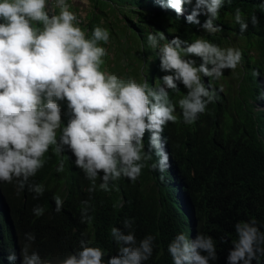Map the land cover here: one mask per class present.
<instances>
[{
  "label": "clouds",
  "instance_id": "obj_1",
  "mask_svg": "<svg viewBox=\"0 0 264 264\" xmlns=\"http://www.w3.org/2000/svg\"><path fill=\"white\" fill-rule=\"evenodd\" d=\"M158 2L177 17L184 16L185 4H192V0ZM224 3L196 0L186 23L201 26L208 34L221 31L215 22ZM260 7L264 9V3ZM69 8L68 0H52L50 7L48 0H0V182H15L18 192L27 188L33 199L43 196L45 186L31 178L44 167L50 148L57 156L71 151L75 165L90 182L89 193L97 190V179L99 190L119 191L117 181L127 178L135 182L146 167L161 173L163 181L170 158L162 133L169 122L177 121L169 90L179 91L180 84L187 89L177 103L183 122L193 124L207 105L219 98L211 81L219 80L224 70L237 68L241 50L222 48L204 38L188 43L174 37L161 44L164 33L150 32L147 43L158 49L160 70L172 73L160 79L162 86L150 88L146 81L102 71V58L108 53L100 45L109 43V31L96 26L86 38ZM53 9H59V14ZM201 15L206 17L203 25L198 19ZM234 20L241 34L247 31L249 25L240 8L235 9ZM251 23H259L257 16H251ZM191 57L202 63L196 66ZM201 75L209 78L207 86ZM252 75L259 77L260 72L253 70ZM258 98L264 100V87ZM61 101H67L70 113L66 125L62 123ZM146 132L150 134L147 151ZM56 171H64L62 159ZM14 196L0 190L1 202ZM90 200L81 201L80 209L81 223L89 226L93 222ZM53 201L59 213L64 200L56 194ZM4 208L9 215L8 204ZM23 208L26 211L25 202ZM28 211L24 216L27 223L17 218L18 226L5 233L0 226V264H105L103 250L89 246L87 233L81 234L80 250L67 256L39 228L45 209L36 205ZM235 232L237 239L228 252L227 264H253L254 260L259 264L264 256V232L256 221L237 222ZM110 235L118 251L109 256L107 264H144L153 255L156 237L147 235L138 242L133 220L125 218L123 230L113 227ZM168 252L173 264H210L217 259L213 238L203 234L193 239L183 233L176 235Z\"/></svg>",
  "mask_w": 264,
  "mask_h": 264
},
{
  "label": "trees",
  "instance_id": "obj_2",
  "mask_svg": "<svg viewBox=\"0 0 264 264\" xmlns=\"http://www.w3.org/2000/svg\"><path fill=\"white\" fill-rule=\"evenodd\" d=\"M127 1L136 9L120 15L114 4ZM127 1L95 0L105 6L113 5L119 22L140 39L141 46L136 52L140 71H133L137 82L146 81L150 88H156L162 86L160 79L164 75L172 74L160 70L158 49L150 48L147 43L150 32L164 33L165 40L161 44L174 37L188 43L204 38L222 48L236 37L244 41L240 47L241 63L234 71L224 70L219 80L211 81L219 98L208 104L206 111L191 125L183 122L177 103L187 89L180 84L179 91L169 90V97L176 104L177 121L169 122L162 133L170 158L163 181L161 173L146 167L135 182L127 178L117 181L119 191L99 190L100 180L97 179V190L89 193L90 182L75 165L76 158L71 151L57 156L50 148L44 157V167L31 178V182L45 186L43 196L33 199L34 194L27 188L18 192L15 182H0L1 191L15 193L11 201L0 200V226L5 233L10 227L18 226L17 218L27 223L24 216L30 214L28 207L33 210L40 205L45 211L43 225L37 226L57 248L69 256L80 250L81 234L87 233L89 246L101 248L107 264L109 256L118 251L110 235L111 228L123 230V221L127 218L133 220L138 242L147 235L156 237L153 255L144 264H173L168 245L180 233L189 239L197 234L211 236L217 259L210 264H227L228 252L237 239V222L255 220L256 226L264 232V100L258 98L264 87V9L260 7L264 0H231V3L225 0L215 22L222 30L215 34L186 23L185 17L194 7L190 4L184 5V16L177 17L174 11L161 8L158 0ZM236 8L241 9L249 25L243 34L234 20ZM252 15L258 18L256 26L251 23ZM90 19L86 38L91 37L99 23L96 13ZM198 19L203 25L206 17L201 15ZM191 59L196 61V66L202 63L198 57ZM253 70H258L260 76L254 77ZM201 79L207 86L209 78L201 75ZM220 80L227 90L222 88ZM149 135L146 132L144 137L146 151ZM61 159L64 171L57 172ZM151 163L149 161V165ZM56 194L64 200L59 213L53 201ZM89 197L91 226L81 223L80 211L81 201ZM23 202L27 205L26 211ZM5 204L9 206V215L5 213ZM253 264L257 262L254 260ZM259 264H264V256L259 258Z\"/></svg>",
  "mask_w": 264,
  "mask_h": 264
},
{
  "label": "rangeland",
  "instance_id": "obj_3",
  "mask_svg": "<svg viewBox=\"0 0 264 264\" xmlns=\"http://www.w3.org/2000/svg\"><path fill=\"white\" fill-rule=\"evenodd\" d=\"M109 1L111 2L116 0ZM131 1L133 2V0ZM68 3L70 5L69 10L77 16V22L79 24H77V26L81 27V29L85 31L86 37L88 35L87 26L91 23L90 18H92L94 13H96V16L99 19L98 26L106 28L110 33L109 43L100 45L105 47L108 53L105 57L102 58L104 63L101 66V70L110 74H116L118 76L124 77L125 79H127L128 77L134 78L135 74L133 71H140V66L136 61V52L141 46V42L140 39H138L132 31L125 29V26L121 23V20V22H119V20L116 18L119 15L117 16L115 14L113 5L106 4L105 6L101 3H96L95 0H68ZM195 3L196 0H192V4L190 5L193 7L195 6ZM51 4L52 0H48L49 7L51 6ZM114 6L117 8L120 15L128 13L127 11L133 8L132 4L128 1L126 4H114ZM52 11H54L55 14H59V9H53ZM138 26L140 27V24H138ZM243 45L244 41L235 37L224 48L233 47L240 49V47ZM252 54L256 55V52L252 51ZM137 60H139L138 57ZM133 62H135V64L132 66ZM220 83L222 85V88L224 90H227L221 80ZM60 106L62 109V120L65 119L63 115L64 110L67 118H70V113L67 108V101H61ZM262 109H264V107H262Z\"/></svg>",
  "mask_w": 264,
  "mask_h": 264
},
{
  "label": "flooded vegetation",
  "instance_id": "obj_4",
  "mask_svg": "<svg viewBox=\"0 0 264 264\" xmlns=\"http://www.w3.org/2000/svg\"><path fill=\"white\" fill-rule=\"evenodd\" d=\"M0 22H2V21H0ZM65 111V110H64ZM63 111V115H64V117H65V119L64 120H62V123L63 124H65L66 123V121L68 120V118L66 117V115H65V112ZM43 217H44V215H43Z\"/></svg>",
  "mask_w": 264,
  "mask_h": 264
}]
</instances>
